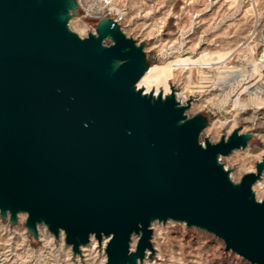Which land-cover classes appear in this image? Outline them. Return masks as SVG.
Listing matches in <instances>:
<instances>
[{"label": "water", "instance_id": "95a60500", "mask_svg": "<svg viewBox=\"0 0 264 264\" xmlns=\"http://www.w3.org/2000/svg\"><path fill=\"white\" fill-rule=\"evenodd\" d=\"M78 7L0 0V217L15 225L25 213L34 239L40 224L63 232L75 256L91 236L107 238L105 264L151 257V225L169 220L264 264V201L253 190L264 159L239 181L220 161L252 133L201 141L208 120L186 113L192 98L137 86L145 42L112 17L82 37L69 26Z\"/></svg>", "mask_w": 264, "mask_h": 264}, {"label": "rangeland", "instance_id": "374dc122", "mask_svg": "<svg viewBox=\"0 0 264 264\" xmlns=\"http://www.w3.org/2000/svg\"><path fill=\"white\" fill-rule=\"evenodd\" d=\"M113 1L107 9L102 0H78L70 28L85 37L95 32L100 18L118 13L122 31L145 42L149 70L138 86L163 94L174 89L182 98L183 91L188 93L192 102L186 113H200L208 120L201 141L208 137L217 142L236 127L252 133L245 148L220 161L234 181L255 171L256 163L264 159V0ZM220 54L225 60L213 68L171 65L180 58L206 61ZM257 181L253 190L264 201V188L255 186ZM25 216L11 226L9 219L0 217V264H103L101 257L92 263L88 256L73 255L63 238L51 232L41 239L28 231L24 234ZM151 227L154 253L140 264H253L198 227L172 220L155 221Z\"/></svg>", "mask_w": 264, "mask_h": 264}, {"label": "built area", "instance_id": "2783aa9c", "mask_svg": "<svg viewBox=\"0 0 264 264\" xmlns=\"http://www.w3.org/2000/svg\"><path fill=\"white\" fill-rule=\"evenodd\" d=\"M114 1L113 0H102V6L104 8H107V9H111L112 5H113ZM112 18L117 21L118 23L120 22V20L122 19V17L120 15H118V13H115ZM176 97L177 99H179L181 101V103H186L187 100L183 101L182 97L180 96L179 92H176ZM19 217L20 215H18V222H19ZM27 216H25L24 218H26ZM21 220V218H20ZM17 222V223H18ZM9 226H11V223L8 224ZM13 225V224H12ZM40 226V228H39ZM37 229H38V238L41 239V237H46L47 235H50L51 236V233L50 231L47 229V227L44 225V224H40L37 226ZM41 230V232H40ZM24 234L27 233V228L26 226H24V230L22 231ZM42 234V235H41ZM59 238L61 239V234L59 236ZM105 238H103V240L101 241V243H99V241L96 239V243H92V236L90 238V242L89 244L87 245V247L85 249H82L81 248V251H82V257H90L92 259V263H95L97 261V259L99 257H101V262L103 264L106 263V260H107V256H106V252H105V247H106V244H107V241H104ZM61 241L63 243H65V240H64V235H63V239H61ZM77 257H80L79 255Z\"/></svg>", "mask_w": 264, "mask_h": 264}, {"label": "bare ground", "instance_id": "6f19581e", "mask_svg": "<svg viewBox=\"0 0 264 264\" xmlns=\"http://www.w3.org/2000/svg\"><path fill=\"white\" fill-rule=\"evenodd\" d=\"M112 8V7H111ZM80 29V28H79ZM219 53V52H218ZM226 54V53H225ZM225 54H224V56H225ZM216 55H217V53H216ZM206 56V55H205ZM224 56H223V54L221 55L220 54V56H218L217 58H214V57H212V55H211V57L210 58H206V61H200L199 59H192V58H190V57H186V58H180L179 60H177V61H179V63H172L171 65H172V67H173V64H176V65H181V66H183V67H187L188 69H190V70H192L193 68H195V67H202V68H213V67H215V66H217V65H219V64H222L223 63V61L225 60L224 59ZM207 57V56H206ZM226 57V56H225ZM177 61H175V62H177ZM148 70H149V68H148ZM148 70L145 72V74L148 72ZM144 74V75H145ZM143 75V76H144ZM142 76V77H143ZM141 77V78H142ZM141 80V79H140ZM139 80V81H140ZM139 83V82H138ZM137 86H138V84H137ZM139 87V86H138ZM139 88H142L144 91H145V88L144 87H139ZM146 93H149V92H154L153 90H151V91H145ZM154 94L155 95H157L158 93H155L154 92ZM164 95H166V94H164ZM182 95H183V101H185V100H187L188 99V97H189V94L188 93H186V92H182ZM213 126H215V124H213ZM212 128H214V129H216L217 127H212ZM241 172V171H240ZM255 186H258V187H261V188H264V173H263V175H262V178L260 179V180H258L257 181V183H256V185ZM20 215H25V213H20ZM39 228H40V226H39ZM41 231V230H40ZM63 232H61V237L63 238ZM107 240V238H105L104 239V241H106ZM97 241H96V238L94 237V236H92V243H96ZM135 243H136V237L135 236H133V240H132V242H131V248L132 249H134V246H135ZM86 246H82L81 248L82 249H84Z\"/></svg>", "mask_w": 264, "mask_h": 264}]
</instances>
